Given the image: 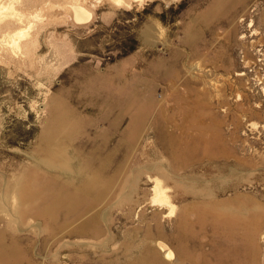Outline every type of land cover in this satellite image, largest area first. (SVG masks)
Returning <instances> with one entry per match:
<instances>
[{
	"label": "rangeland",
	"instance_id": "obj_1",
	"mask_svg": "<svg viewBox=\"0 0 264 264\" xmlns=\"http://www.w3.org/2000/svg\"><path fill=\"white\" fill-rule=\"evenodd\" d=\"M0 2V264H264V0ZM61 119L106 181L74 213Z\"/></svg>",
	"mask_w": 264,
	"mask_h": 264
},
{
	"label": "bare ground",
	"instance_id": "obj_2",
	"mask_svg": "<svg viewBox=\"0 0 264 264\" xmlns=\"http://www.w3.org/2000/svg\"><path fill=\"white\" fill-rule=\"evenodd\" d=\"M2 1V0H1ZM117 1H121V0H117ZM1 3V2H0ZM12 5V4H11ZM3 7V6H2ZM7 7H10V5L8 4ZM14 7V6H13ZM6 8V7H5ZM73 10H74V17L77 21H86L90 18V16H92V12L90 10H88L86 7H84L83 5L80 4H74L73 5ZM6 12V11H5ZM1 13V12H0ZM233 21V20H232ZM148 33V32H147ZM19 41V40H18ZM248 48V47H247ZM251 48V47H250ZM253 48V47H252ZM247 51V49H246ZM249 52V51H248ZM247 54V53H246ZM252 59V58H251ZM254 59V58H253ZM249 65V64H248ZM61 125H63V129L59 130V131H55L52 135H46L44 140H45V144H47V146L49 147V156L44 160L39 159V161H37V163L40 164H46L49 168L58 171V174L60 172V174L62 173L63 176L66 177V179L70 182L76 181V184L80 181L81 185H78L79 187L77 188V190L75 192L71 193L67 191V189H63L62 194L64 195L65 198H61L60 200V205L62 206L61 209H65L67 210V213H74L76 212L80 206L85 205L86 203H89L91 200H93V198H87V197H91L90 193H92L93 191L97 190L98 187L103 186L106 181L102 178L101 176V172L99 173L98 170H91L88 167V171L86 170V168L80 164L77 163H71L72 161H68V159L65 157V152L67 151V147L66 145H64V141H65V136L67 135V131H69L68 127H69V123L67 121H65L64 119H61ZM64 139V140H63ZM75 148V147H74ZM78 152V151H77ZM90 158V157H89ZM92 158V157H91ZM88 159V158H86ZM87 162V161H84ZM84 162L82 164H84ZM90 162V161H89ZM95 162V161H94ZM80 163V161H79ZM104 164V163H103ZM102 164V165H103ZM45 166V165H44ZM87 166V165H85ZM103 168V167H102ZM101 169V168H100ZM99 169V170H100ZM106 169V168H105ZM104 170V169H103ZM105 174V173H104ZM60 177V176H59ZM63 178V177H62ZM105 178V177H104ZM65 179V180H66ZM160 179V178H159ZM110 180V179H109ZM161 180V179H160ZM65 182V181H64ZM66 183V185L68 184ZM161 183V182H159ZM65 184V183H64ZM72 184V183H71ZM70 186V185H68ZM69 189V188H68ZM110 189V188H109ZM157 193H158V197H162L164 198V200H166L168 197L166 196V194L164 193L163 188L158 184L157 185ZM108 190V189H107ZM87 196V197H86ZM58 197V196H57ZM97 198V197H96ZM65 199V200H64ZM154 199V197H153ZM161 199V198H159ZM231 199V198H230ZM163 200V201H164ZM224 200V199H223ZM229 200V199H226ZM167 201V200H166ZM230 201V200H229ZM228 201V202H229ZM232 201V200H231ZM161 202V200L159 201ZM212 202V201H211ZM214 202V200H213ZM155 204V203H154ZM160 204V203H159ZM161 205V204H160ZM159 205V206H160ZM165 205H169V203H165ZM218 207H220V210L223 209L225 210H229V205L225 204V203H218L217 204ZM171 207V206H170ZM224 212V213H225ZM47 213V212H44ZM79 213V212H78ZM160 213V212H159ZM93 214V213H92ZM92 214L90 216H92ZM96 215V214H95ZM106 215V214H105ZM163 215V214H162ZM97 215L93 216V218H90L88 221L84 222L83 224H81L77 231L79 233L84 232L85 227L87 229V227H91L93 228L94 231H96L97 225H96V221L95 219H97ZM100 218V217H99ZM108 218V217H107ZM159 220V219H157ZM183 220V219H182ZM92 221V223H91ZM100 221V220H99ZM181 221V220H180ZM66 222V221H65ZM160 223V221H159ZM184 223V220L181 221L180 226ZM160 225V224H159ZM99 227V226H98ZM161 229V228H160ZM92 230V229H90ZM88 231V230H87ZM99 231V230H97ZM76 232V231H75ZM74 232V233H75ZM162 232V231H161ZM78 233V234H79ZM90 233V232H89ZM95 233V232H94ZM93 233V234H94ZM98 233V232H97ZM77 234V233H76ZM84 234V233H83ZM82 234V235H83ZM88 234V233H87ZM86 234V235H87ZM89 235V234H88ZM96 235V234H95ZM85 236V235H84ZM163 236V235H161ZM182 236V235H181ZM96 237V236H95ZM154 237V236H152ZM184 237L182 236L181 239L179 241H181ZM3 247L0 244V259L5 261L6 263L13 258H16V254L14 253L13 249H2ZM149 248V246L147 247ZM153 249V248H152ZM148 250L145 254V259L143 260V264H168L164 261H162L159 256L157 255L156 251L157 250ZM155 249V248H154ZM171 251V250H170ZM171 252H168V256H171ZM8 259H7V258ZM254 258V257H253ZM142 261V260H141Z\"/></svg>",
	"mask_w": 264,
	"mask_h": 264
}]
</instances>
